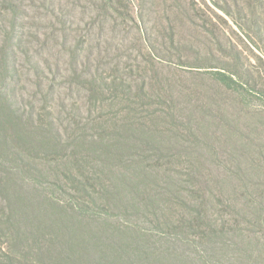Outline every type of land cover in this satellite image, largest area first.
<instances>
[{
    "label": "rangeland",
    "instance_id": "1",
    "mask_svg": "<svg viewBox=\"0 0 264 264\" xmlns=\"http://www.w3.org/2000/svg\"><path fill=\"white\" fill-rule=\"evenodd\" d=\"M98 4L0 0V224L4 207L14 204L16 232L30 238L26 232L40 224L46 240L56 241L47 254L52 258L63 252L61 242L92 233L121 258L114 264H159L168 257L218 264L197 244L160 236L161 223L176 222L184 211L176 197L192 190L204 196L211 219H236L254 239L252 257L235 264H264V0H127L105 11ZM217 74L239 76L241 87L225 88ZM143 77L152 97L168 99L170 108L142 107ZM127 85L138 109L133 114ZM129 121L138 130H126ZM142 130L152 136L151 158L131 173L138 181L127 175L132 201L119 195L107 216L80 231L68 218L83 201L70 184L69 190L61 185L67 160L110 146L118 152L137 144ZM46 194L67 208L71 223L46 204ZM227 201L247 206L248 214L237 208L222 214ZM137 205L147 216L137 214ZM251 215H260L263 225ZM30 242L14 245L0 236V251L29 252L34 262L51 264Z\"/></svg>",
    "mask_w": 264,
    "mask_h": 264
},
{
    "label": "trees",
    "instance_id": "2",
    "mask_svg": "<svg viewBox=\"0 0 264 264\" xmlns=\"http://www.w3.org/2000/svg\"><path fill=\"white\" fill-rule=\"evenodd\" d=\"M125 1L127 0H99L98 8L102 11L109 8L119 10ZM174 38L175 35L171 36L170 40L173 41L175 40ZM149 60L150 58L147 60L145 59V63L148 64L150 62ZM149 65L154 66V63H150ZM145 68L146 67H143L141 69L144 70ZM215 76L217 77L218 82L231 91H237L241 87V79L239 76L235 77L234 74L228 76L217 74ZM147 86V82L143 77V83L139 88V92L145 95L139 97V103L142 104V107H149L153 104L159 103L162 104L163 107L170 108L168 99L158 100L153 98L148 92ZM126 87L129 91V93L126 91L127 102L129 103L128 112L129 114H133L138 110L135 107L136 102L133 101L135 95H132L133 93L131 92L130 85H127ZM144 113L150 114L147 111H144ZM138 125L139 123L137 122L134 124L129 121L126 130L132 132L136 131L138 130ZM142 131L139 133L140 137L138 138L137 144L134 142L129 145H120L119 147H121L122 150L118 152H116V149L114 152L109 151V149L113 147L110 146L95 150L91 156L86 154L88 157L87 159H81L80 156L75 153L69 157L70 161L67 160L68 168L63 173V178L61 179L65 183H61V185L68 189L67 184H70L73 190L80 195L79 198L83 201L79 206H75L78 208L77 212H74V214L68 218V220L74 221L73 223L67 220L68 215H65L67 214V208L61 206L60 201L56 197L46 194V204L50 208H55V211L61 220L65 219L63 221H67L80 231H84L88 228L93 218L99 219L103 215H108L110 204H112L113 200L117 199L119 195L122 194L124 198H127L131 202L132 199L129 195L131 193L132 183L127 178V175L133 178L131 173L139 172V168L136 166L151 158L147 155H150L149 152L152 150L150 144V138L152 136L147 131ZM47 145L48 144H45V146ZM138 147L145 151L139 153L137 151ZM135 177L138 178V176ZM136 178L133 179L138 181L139 179ZM54 185H57L59 189L66 192L64 187L60 186V183ZM176 196H179V194H176ZM201 198H204V196L201 195L198 197L192 192V190H190L186 198L176 197L177 201L183 205L184 211L180 216L181 218L176 222L173 223L169 219H165L163 221L164 223H161L163 229H159L161 230L160 236H180L185 240L197 244L203 248V252H207V255H212L214 258H217L214 260L218 264L220 263V257H224L222 258V261L225 262V264L242 263L243 261L241 259L247 254L252 257V251L248 248V245L251 243L250 241H253L254 239H250L244 234V229L241 228V223L238 224L240 221L236 219L228 220L220 218L219 215V218L211 219L209 216L211 208L206 201H200ZM227 202L228 203L221 204L222 208H225L223 211H220L222 214H228V209L226 208H237L240 212H245V216L248 214V210H246L247 206L241 208V206L237 205L234 201ZM250 203L253 205L256 204L254 202ZM139 206L140 205H137L135 207L137 214L146 215L144 212L140 211ZM88 207H93V209L97 210L94 211L91 209V212L93 213V216L90 215L91 217L87 216ZM3 211L5 219L4 222L0 224V232H2V235L0 236L10 239L14 245L21 241L22 245H24L25 239H32V242L29 243L32 247L29 249L34 250L33 253H42L44 257L43 260L46 261L47 258L51 264H114V261L117 262L116 258L121 259L117 255L115 257V252H113L112 255H109L105 249H102L101 239L92 233H89L88 238H84L81 233L78 235V239L69 242H61L64 249L63 252L59 254L58 258L49 257L47 254L51 247L56 245V241L51 242V238L46 240V233L43 232L42 226L38 223L33 224L32 227H30V230L26 232L30 236V238H27L25 235L23 236L21 233H17L14 227L15 217L17 215L16 206L10 204L8 207H4ZM257 213L261 214V210L259 209ZM77 216L83 217L85 220L82 219L77 221ZM245 218L248 220L244 219L245 222L243 223H250L251 219H254L259 226L263 225L260 215H258V217L254 216L251 219L250 217ZM166 232H169L170 234H167ZM100 234H105V230ZM254 235L256 236L255 233ZM256 241L259 242V237L256 238ZM23 252L24 251H20L19 255H16L10 253L8 250L0 251V264H44V261L42 260H40L39 263L34 262L33 258L29 255V252H26L28 255ZM94 254L98 255L99 259ZM145 255H147V253L143 254L141 252L142 257ZM169 259H173L175 264H177L175 257L161 259L159 264H164ZM126 260L130 261V258H126ZM182 264H187V262Z\"/></svg>",
    "mask_w": 264,
    "mask_h": 264
}]
</instances>
